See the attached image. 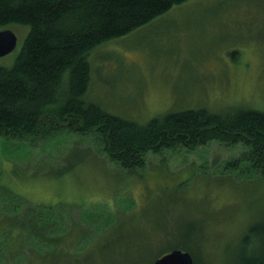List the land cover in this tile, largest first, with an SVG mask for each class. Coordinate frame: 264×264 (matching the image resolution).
Instances as JSON below:
<instances>
[{
	"label": "rangeland",
	"instance_id": "374dc122",
	"mask_svg": "<svg viewBox=\"0 0 264 264\" xmlns=\"http://www.w3.org/2000/svg\"><path fill=\"white\" fill-rule=\"evenodd\" d=\"M7 28L17 44L0 57L3 67L28 31ZM88 61L86 99L138 124L184 109L264 111V0H188L96 46ZM244 151L215 141L167 148L131 172L94 135L61 129L32 141L0 138V202L12 193L37 209L70 207L52 264H129L142 252L150 263L137 264H152L183 236L197 264H232L259 247L257 236L244 237L264 220V178L247 163L227 166ZM34 254L15 264H39Z\"/></svg>",
	"mask_w": 264,
	"mask_h": 264
},
{
	"label": "trees",
	"instance_id": "16d2710c",
	"mask_svg": "<svg viewBox=\"0 0 264 264\" xmlns=\"http://www.w3.org/2000/svg\"><path fill=\"white\" fill-rule=\"evenodd\" d=\"M186 1L0 0V30L12 24L28 27L13 64L0 66V138L32 141L61 129L79 136L94 135L108 158L131 172L145 166L149 153L178 146L193 149L215 141L245 149L236 160L228 162V167L247 163L264 178V111L239 106L220 112L184 109L138 124L86 99L92 49ZM9 197L0 202L2 257L7 264H15L31 261L35 252L42 255L39 264H52L53 249H57L54 237L57 234L60 240L66 234L65 214L70 207L37 209L17 195L9 193ZM262 221L250 226L244 237L248 242L249 236H257L259 247L242 252L232 264H264ZM185 239L183 236L182 242L158 257L176 249L190 254ZM35 243L49 249L39 253ZM72 253L78 254L76 248ZM142 253L139 261L129 264L150 263Z\"/></svg>",
	"mask_w": 264,
	"mask_h": 264
},
{
	"label": "water",
	"instance_id": "95a60500",
	"mask_svg": "<svg viewBox=\"0 0 264 264\" xmlns=\"http://www.w3.org/2000/svg\"><path fill=\"white\" fill-rule=\"evenodd\" d=\"M16 44L17 37L12 30H0V57L12 52ZM152 264H193V259L189 252L176 249L158 257Z\"/></svg>",
	"mask_w": 264,
	"mask_h": 264
}]
</instances>
